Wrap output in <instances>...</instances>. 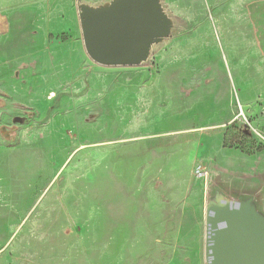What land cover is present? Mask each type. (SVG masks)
I'll use <instances>...</instances> for the list:
<instances>
[{"label": "rangeland", "instance_id": "374dc122", "mask_svg": "<svg viewBox=\"0 0 264 264\" xmlns=\"http://www.w3.org/2000/svg\"><path fill=\"white\" fill-rule=\"evenodd\" d=\"M82 1L0 0V48H27L0 140L36 168L0 264H206L211 181H264V0H163L178 31L139 66L91 59Z\"/></svg>", "mask_w": 264, "mask_h": 264}, {"label": "water", "instance_id": "95a60500", "mask_svg": "<svg viewBox=\"0 0 264 264\" xmlns=\"http://www.w3.org/2000/svg\"><path fill=\"white\" fill-rule=\"evenodd\" d=\"M86 52L103 66H139L178 31L163 0L82 1ZM3 132H8L2 128ZM206 264H264V181H211L205 211Z\"/></svg>", "mask_w": 264, "mask_h": 264}, {"label": "crops", "instance_id": "0c3cea01", "mask_svg": "<svg viewBox=\"0 0 264 264\" xmlns=\"http://www.w3.org/2000/svg\"><path fill=\"white\" fill-rule=\"evenodd\" d=\"M249 3V0L242 2V4ZM229 17L232 18L234 16L230 15ZM8 47L0 48V85H3L7 82L6 79L12 76L10 71L7 70L14 69L13 73L16 74L18 69L20 70L27 61V48ZM172 49L164 48L163 64L165 67L174 66L177 62L180 63L176 58V51ZM73 54L74 48H65L63 58L67 61L72 60ZM6 137H9V135H6ZM26 159L27 151L25 146H21L19 142L11 140H0V222H5L3 225H6L12 231L10 234L5 233V235H8V240L5 243H8L16 235L17 227L21 225V220L26 217L28 172L33 173L36 171L35 165L29 171L27 170ZM30 187V191H32L30 194L32 196L36 195L34 184H31ZM40 187L41 190L39 192L42 191V186L40 185Z\"/></svg>", "mask_w": 264, "mask_h": 264}]
</instances>
